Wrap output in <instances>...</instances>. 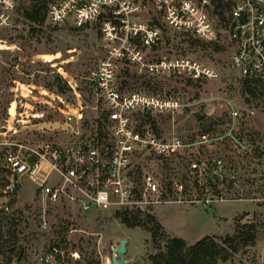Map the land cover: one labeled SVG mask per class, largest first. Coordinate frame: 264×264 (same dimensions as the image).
I'll return each mask as SVG.
<instances>
[{
    "label": "built area",
    "instance_id": "1",
    "mask_svg": "<svg viewBox=\"0 0 264 264\" xmlns=\"http://www.w3.org/2000/svg\"><path fill=\"white\" fill-rule=\"evenodd\" d=\"M18 2L0 0V25L11 23ZM44 16L51 25L69 23L76 28H94L99 36L103 57L91 72L90 93L99 113L96 119L101 123V133L98 136L94 131L88 138L65 143L2 142L6 146L0 159V196L5 199L2 214L11 212L26 180L37 183L39 203L75 206L86 213L112 208L144 213L160 204L196 202L207 209L221 202L264 200L262 196L228 193L229 189L239 188V173L227 168L221 158L203 155L206 149L228 144L238 156L261 167L264 183V139L238 136L235 110H229V122L217 130L190 137L172 130L163 136L159 121L167 119L174 126L180 115L194 112L196 98L154 89L125 90L119 77L134 68L153 78L171 76L191 83L218 78L212 66L177 48L149 59L150 50L162 42L166 33L173 32L208 42L226 36L231 67L242 79L264 82V0H47ZM69 85L76 105L70 108L60 100L63 108L57 105L55 109L72 127L69 118L73 116L77 123L84 107L76 82ZM147 117L155 122L154 126L143 121ZM71 131L78 134L79 128ZM186 156L190 159L185 181H169L161 186L152 174L141 175L140 161L144 159ZM202 179L205 183H200ZM209 186L215 188L214 197H201L199 191ZM53 254L63 257V252L53 246L40 260L49 264Z\"/></svg>",
    "mask_w": 264,
    "mask_h": 264
},
{
    "label": "rangeland",
    "instance_id": "2",
    "mask_svg": "<svg viewBox=\"0 0 264 264\" xmlns=\"http://www.w3.org/2000/svg\"><path fill=\"white\" fill-rule=\"evenodd\" d=\"M27 4L28 0H19L11 23L0 25V159L6 148L2 142L39 144L56 140L65 143L80 137L88 138L95 131V119L99 117L90 93L91 72L103 57L96 30L76 28L69 23L54 26L45 20L43 23L28 22L23 13ZM212 42L219 44V49H214L211 42L168 32L162 42L150 50L149 59L177 48L182 54L216 69L219 74L216 79L191 83L171 76L153 78L132 68L130 72L120 73V80L125 90L154 89L160 93L178 92L196 98L198 104L194 112L180 115L174 126L167 119L159 121L163 136L172 130L182 137L217 130L229 122V110L233 109L237 112L235 133L238 136L256 141L264 139V93L247 101L241 90L243 79L230 65L231 49L227 37L217 36ZM73 81L81 93L84 108L83 117L77 123L73 116L69 118L72 126L69 127L64 123L63 113L55 107L63 108L60 100L70 108L76 105L69 85ZM145 82H149L151 88H147ZM3 108L6 110L4 116ZM199 116L205 118L199 119ZM76 126L78 134L71 131ZM203 152L207 157L221 158L227 168H234L239 173V188L229 189L228 193L264 197L261 167L255 162L238 156L228 144H218ZM186 157L144 159L140 161L141 175L152 174L161 186L169 181H185L186 164L190 159ZM203 182L202 179L200 183ZM36 186L37 183L24 181L11 212L2 214L0 209V218L4 220L1 234L15 236L21 246L20 255L12 264H46L40 257L49 254V248L60 244L62 238L66 242L62 248L57 247L63 252V257H59L62 260L58 262L53 254L49 264H86L91 259L110 264L111 248L122 238L127 239L126 264H147L148 256L164 247V241L153 242L144 227L128 228L122 224L115 215L116 208L93 209L86 213L77 211L75 206L41 204L35 194ZM214 191L215 188L209 186L199 193L201 197H214ZM4 200L0 196V208ZM145 212L153 214L170 236L180 237L188 244L205 235L216 240L232 235L235 221L243 214H249L242 222L256 218L258 228L254 243L237 253L229 252V259L223 264H264V200L221 202L207 209L199 202L160 204ZM11 219L12 223L9 222ZM2 262L0 254V264Z\"/></svg>",
    "mask_w": 264,
    "mask_h": 264
},
{
    "label": "trees",
    "instance_id": "3",
    "mask_svg": "<svg viewBox=\"0 0 264 264\" xmlns=\"http://www.w3.org/2000/svg\"><path fill=\"white\" fill-rule=\"evenodd\" d=\"M46 1L28 0V4L24 6L23 12L25 19L31 23H43L45 20L44 10ZM211 43H213L214 49H219V44L216 42ZM144 85L147 88H151L149 82H145ZM241 90L242 94L246 96L247 101H250V99L264 93V82L243 79L241 81ZM5 111V108H3V116ZM224 115L227 116V114ZM204 118L203 116H199V119ZM143 121L149 122L153 126L155 125V122L150 117H147ZM218 121L222 122L221 117H218ZM95 126V131L99 136L101 133L99 119L95 120ZM115 215L128 228L144 227L150 233L153 242L164 241L163 248H159L155 253L148 256L147 264H223L229 259V252L237 253L240 249L254 243L258 228L256 218L242 222L244 216L249 215L243 214L235 221L234 233L232 235L228 234L220 238V240H216L211 235H205L194 243L188 244L182 238L170 236L165 232L162 225L149 212L141 213L133 210H121L117 211ZM9 222L12 223L13 220ZM3 224L4 220L0 218V227ZM65 242V238H62L60 244H56V247L62 248ZM50 250L51 248H49ZM20 252L21 246L18 244L17 238L1 234L0 232V254L3 256L2 264H12L14 259L16 260L19 257ZM56 256L58 262H60L59 256ZM86 264H100V261L91 259Z\"/></svg>",
    "mask_w": 264,
    "mask_h": 264
},
{
    "label": "water",
    "instance_id": "4",
    "mask_svg": "<svg viewBox=\"0 0 264 264\" xmlns=\"http://www.w3.org/2000/svg\"><path fill=\"white\" fill-rule=\"evenodd\" d=\"M126 243L127 239L122 238L119 240L118 244L112 246L110 264H126Z\"/></svg>",
    "mask_w": 264,
    "mask_h": 264
}]
</instances>
